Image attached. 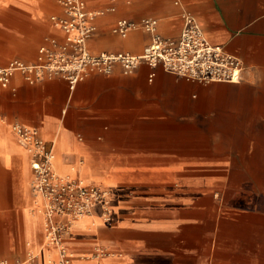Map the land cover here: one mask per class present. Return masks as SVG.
I'll list each match as a JSON object with an SVG mask.
<instances>
[{
    "label": "crops",
    "instance_id": "1",
    "mask_svg": "<svg viewBox=\"0 0 264 264\" xmlns=\"http://www.w3.org/2000/svg\"><path fill=\"white\" fill-rule=\"evenodd\" d=\"M108 6L91 52L139 53L149 42L140 28L112 32L117 18L153 17L161 35L176 37L189 12L240 60V80L202 83L144 62L73 88L14 72L0 86V258H57L43 238L29 154L10 129L18 122L51 146L55 174L108 191L106 211L94 208L64 234L70 264H264V0H87ZM52 14L58 0H0V66L34 62L49 38L62 40Z\"/></svg>",
    "mask_w": 264,
    "mask_h": 264
},
{
    "label": "built area",
    "instance_id": "2",
    "mask_svg": "<svg viewBox=\"0 0 264 264\" xmlns=\"http://www.w3.org/2000/svg\"><path fill=\"white\" fill-rule=\"evenodd\" d=\"M115 3L116 0H110ZM61 14H52L50 20L58 27L63 38H49L47 45L37 49L34 62L11 59L0 66V86L7 87L11 76L18 71L23 79L33 84L44 78L60 77L69 88L91 73L108 75L115 66L123 73L132 72L141 62L150 67L160 65L163 70L197 82H238L242 65L240 60L225 52L221 46L211 44L205 37L197 19L183 12L182 25L176 37L161 35L157 19L142 17L139 20L117 18L111 28L121 37L130 31L142 29L150 34L149 42L141 52H91L88 38L94 33L97 17L114 10V6L89 9L87 0H58ZM152 71L148 75L151 80ZM11 131L29 154L33 178L31 192L38 198L43 214V238L56 250L57 258L48 264H70V254L64 234L77 219L98 207L107 210L108 191L97 184H83L72 178L62 177L52 170V150L42 139L37 128L22 123H13ZM0 264H40L35 256L24 259L0 258Z\"/></svg>",
    "mask_w": 264,
    "mask_h": 264
},
{
    "label": "rangeland",
    "instance_id": "3",
    "mask_svg": "<svg viewBox=\"0 0 264 264\" xmlns=\"http://www.w3.org/2000/svg\"><path fill=\"white\" fill-rule=\"evenodd\" d=\"M140 48V47H139Z\"/></svg>",
    "mask_w": 264,
    "mask_h": 264
}]
</instances>
